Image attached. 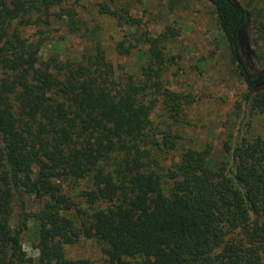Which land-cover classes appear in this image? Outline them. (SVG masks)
Returning <instances> with one entry per match:
<instances>
[{"label": "trees", "instance_id": "16d2710c", "mask_svg": "<svg viewBox=\"0 0 264 264\" xmlns=\"http://www.w3.org/2000/svg\"><path fill=\"white\" fill-rule=\"evenodd\" d=\"M69 1L0 0V264H97L66 257L80 238L102 246V264H264V139L225 141L222 160L210 147L186 148L164 175L159 154L177 146L170 127L192 102L162 76L174 61L164 51L172 29L144 32L148 60L137 75L116 76L99 45L41 59L52 23L83 30ZM210 1L248 83L244 101L264 114V89L255 91L257 76L235 53L250 19L253 42L264 44V0L246 8L231 0L243 14ZM98 12L119 25L140 22L115 0ZM117 50L129 52L122 43ZM159 99L172 120L166 130L150 120ZM28 230L34 257L23 246Z\"/></svg>", "mask_w": 264, "mask_h": 264}, {"label": "rangeland", "instance_id": "374dc122", "mask_svg": "<svg viewBox=\"0 0 264 264\" xmlns=\"http://www.w3.org/2000/svg\"><path fill=\"white\" fill-rule=\"evenodd\" d=\"M116 5L126 6L129 14L140 20L139 25H119L110 16L100 14L98 7L105 0H70L67 6L77 11L83 22V30L70 34L62 24L52 23L47 30V40L41 49V59L49 56L77 58L92 45L104 50L107 61L116 76L137 75L148 60V45L144 32L157 35L172 29L173 36L164 43L167 55L174 61L167 65L162 76L165 86L171 91L190 96L192 102L183 106L180 120L172 123L166 110L159 103L150 114L152 125L166 130L170 127L177 135L175 149H165L158 161L162 173L175 170V164L186 148L202 149L210 147L212 157L222 160L224 142L234 144L236 139L252 140L260 136L264 139V114L250 110L244 101L248 83L242 78L227 45L224 43L216 21L214 6L210 0H115ZM246 8L258 0H235ZM249 20V19H248ZM36 30L29 28L26 36L37 38ZM251 19L243 31L237 51L249 72L259 77L264 73L261 55L264 44L252 40ZM128 47L127 54L117 50V44ZM255 91L264 89V79L254 86ZM161 139L160 134H156ZM161 142V141H160ZM165 185L171 182L164 177ZM74 183L65 182L64 190L78 201ZM82 187V185H80ZM34 208L36 206L34 205ZM36 238L28 230L23 236V246L28 255L36 256L32 247ZM102 246L95 239L80 238L65 248L69 259H86L102 264L105 256Z\"/></svg>", "mask_w": 264, "mask_h": 264}, {"label": "water", "instance_id": "95a60500", "mask_svg": "<svg viewBox=\"0 0 264 264\" xmlns=\"http://www.w3.org/2000/svg\"><path fill=\"white\" fill-rule=\"evenodd\" d=\"M226 1H228L234 8H236V9H238L240 12H241V14H243V11L233 2V1H231V0H226ZM240 21H242V16H241V19H240ZM235 53H237V48H235ZM237 61H238V63H240V64H242V60H241V58L237 55ZM261 77L262 76H259L255 81H253V82H258L260 79H261Z\"/></svg>", "mask_w": 264, "mask_h": 264}, {"label": "flooded vegetation", "instance_id": "af4514ba", "mask_svg": "<svg viewBox=\"0 0 264 264\" xmlns=\"http://www.w3.org/2000/svg\"><path fill=\"white\" fill-rule=\"evenodd\" d=\"M261 76H262V77H261V79H260L258 82H261V81L264 79V73H263ZM257 78H258V77H257ZM255 80H256V79H255ZM255 80H250L249 83H250V84H256V83H258V82H256V83L253 82V81H255Z\"/></svg>", "mask_w": 264, "mask_h": 264}]
</instances>
